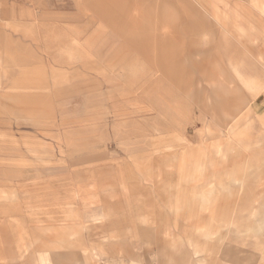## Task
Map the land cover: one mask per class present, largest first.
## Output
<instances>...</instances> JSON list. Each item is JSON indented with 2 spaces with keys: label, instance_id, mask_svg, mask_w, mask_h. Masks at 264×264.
I'll list each match as a JSON object with an SVG mask.
<instances>
[{
  "label": "rangeland",
  "instance_id": "obj_1",
  "mask_svg": "<svg viewBox=\"0 0 264 264\" xmlns=\"http://www.w3.org/2000/svg\"><path fill=\"white\" fill-rule=\"evenodd\" d=\"M0 264H264V0H0Z\"/></svg>",
  "mask_w": 264,
  "mask_h": 264
}]
</instances>
